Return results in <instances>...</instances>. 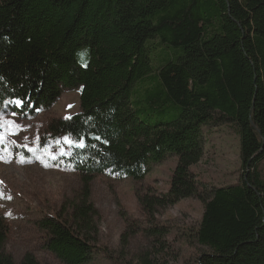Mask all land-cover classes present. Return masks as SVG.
<instances>
[{
	"label": "trees",
	"instance_id": "obj_1",
	"mask_svg": "<svg viewBox=\"0 0 264 264\" xmlns=\"http://www.w3.org/2000/svg\"><path fill=\"white\" fill-rule=\"evenodd\" d=\"M75 88L80 112L49 128L86 145L66 157L86 187L107 171L140 182L174 154L168 190L138 194L144 209L199 197L196 238L209 251L197 264H264V0H0V113L34 117ZM227 122L240 136V179L205 195L192 170L203 127ZM88 200L40 221L64 264L90 260L94 246L77 227L93 223ZM6 237L0 213V264H42L32 253L17 262Z\"/></svg>",
	"mask_w": 264,
	"mask_h": 264
},
{
	"label": "rangeland",
	"instance_id": "obj_2",
	"mask_svg": "<svg viewBox=\"0 0 264 264\" xmlns=\"http://www.w3.org/2000/svg\"><path fill=\"white\" fill-rule=\"evenodd\" d=\"M151 43L158 46V40ZM83 53L84 49L78 60L86 65ZM80 110V89L75 88L65 89L55 104L34 117L11 109L0 113V213L7 221L5 252L17 262L32 253L42 264H64L48 249V234L40 221L55 214L71 217L88 194L93 223L77 224L94 246L86 264H138L145 257L152 264H197L209 251L196 238L205 203L199 197L186 198L151 215L138 198L149 188L157 194L168 190L176 156L168 154L164 161L152 164L140 182L107 171L86 187L66 161L72 145L65 142L67 136L55 135L49 128L51 122ZM16 125L21 126L19 130ZM203 135L205 154L192 170L199 191L206 195L214 187L236 184L242 161L234 123L206 125ZM61 149L68 154H61ZM259 170L264 179V160Z\"/></svg>",
	"mask_w": 264,
	"mask_h": 264
},
{
	"label": "snow or ice",
	"instance_id": "obj_3",
	"mask_svg": "<svg viewBox=\"0 0 264 264\" xmlns=\"http://www.w3.org/2000/svg\"><path fill=\"white\" fill-rule=\"evenodd\" d=\"M15 103L17 104L18 107H22L23 106V101H21V100H17V101H15ZM8 123L12 124L13 122H8ZM20 127L21 126H19V125L15 126L16 130H19ZM97 139H99V138L97 137ZM64 140H65L66 143L75 144L76 147H85L86 146L83 141L75 142V141L69 140L68 137H65ZM0 142H2V137H0ZM61 154L67 155L68 153L64 152L63 149H61ZM53 158H55V157H53Z\"/></svg>",
	"mask_w": 264,
	"mask_h": 264
}]
</instances>
